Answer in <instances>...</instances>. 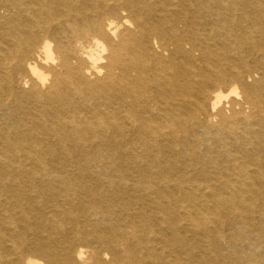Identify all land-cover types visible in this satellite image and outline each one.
Returning <instances> with one entry per match:
<instances>
[{
    "label": "bare ground",
    "instance_id": "6f19581e",
    "mask_svg": "<svg viewBox=\"0 0 264 264\" xmlns=\"http://www.w3.org/2000/svg\"><path fill=\"white\" fill-rule=\"evenodd\" d=\"M0 264H264V0H0Z\"/></svg>",
    "mask_w": 264,
    "mask_h": 264
}]
</instances>
